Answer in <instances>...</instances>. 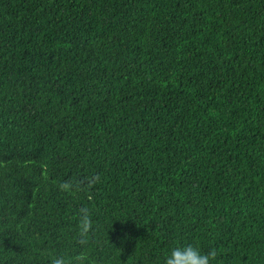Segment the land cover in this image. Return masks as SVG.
I'll return each instance as SVG.
<instances>
[{
  "label": "trees",
  "instance_id": "1",
  "mask_svg": "<svg viewBox=\"0 0 264 264\" xmlns=\"http://www.w3.org/2000/svg\"><path fill=\"white\" fill-rule=\"evenodd\" d=\"M185 244L264 264V0H0V264Z\"/></svg>",
  "mask_w": 264,
  "mask_h": 264
},
{
  "label": "clouds",
  "instance_id": "2",
  "mask_svg": "<svg viewBox=\"0 0 264 264\" xmlns=\"http://www.w3.org/2000/svg\"><path fill=\"white\" fill-rule=\"evenodd\" d=\"M94 181H89L93 183ZM64 190H71L72 184L65 183L61 185ZM80 233L84 237L91 228V217L87 208L80 209ZM215 257L214 251L204 253L196 245L185 244L177 246L165 256L164 264H210L211 259ZM54 264H65L62 257H58Z\"/></svg>",
  "mask_w": 264,
  "mask_h": 264
}]
</instances>
